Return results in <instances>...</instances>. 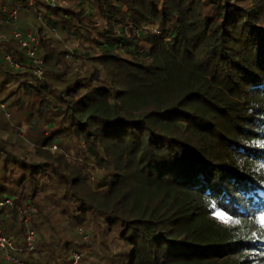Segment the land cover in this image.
<instances>
[{
  "label": "trees",
  "instance_id": "obj_1",
  "mask_svg": "<svg viewBox=\"0 0 264 264\" xmlns=\"http://www.w3.org/2000/svg\"><path fill=\"white\" fill-rule=\"evenodd\" d=\"M0 6V229L21 260L264 264V0Z\"/></svg>",
  "mask_w": 264,
  "mask_h": 264
},
{
  "label": "built area",
  "instance_id": "obj_2",
  "mask_svg": "<svg viewBox=\"0 0 264 264\" xmlns=\"http://www.w3.org/2000/svg\"><path fill=\"white\" fill-rule=\"evenodd\" d=\"M32 0H29V5H31ZM5 7L0 6V13H5ZM9 17L13 20L16 19V11H13ZM1 23V20H0ZM14 38L18 41L20 46L25 49L27 56L31 60V63L36 67L33 70L34 74L38 77L43 76V72L41 70V61L36 58V46L38 44L37 39L31 34L27 33L25 35H21L20 33H14ZM7 61L14 68H18L19 66L14 65L8 58ZM3 109V106L1 107ZM4 206H11L10 200H5L4 202H0V210ZM36 242V235L33 230H29L25 237V243L28 251L34 250V245ZM0 253L2 254L4 260L8 264H27L23 260L18 257V248L16 247L15 240L13 238L7 237L4 232L0 229Z\"/></svg>",
  "mask_w": 264,
  "mask_h": 264
},
{
  "label": "rangeland",
  "instance_id": "obj_3",
  "mask_svg": "<svg viewBox=\"0 0 264 264\" xmlns=\"http://www.w3.org/2000/svg\"><path fill=\"white\" fill-rule=\"evenodd\" d=\"M16 21V20H15ZM16 23H17V21H16ZM16 33V32H19V33H21V34H23L22 32H21V30H19V29H16V31L14 30L13 31V33ZM12 33V32H11ZM12 33V34H13ZM27 33H31V32H26V34ZM8 116V115H7ZM21 129H23V128H21ZM24 132L26 131L25 130V128H24V130H23ZM23 132V133H24ZM25 134V133H24ZM20 136H22L23 137V135H22V133H21V135ZM52 224H53V228L56 230V231H64L65 230V224L62 222V220H61V218L59 217V216H57V217H55V219L52 221ZM75 261L76 262H78L79 260H78V257H76L75 258Z\"/></svg>",
  "mask_w": 264,
  "mask_h": 264
},
{
  "label": "snow or ice",
  "instance_id": "obj_4",
  "mask_svg": "<svg viewBox=\"0 0 264 264\" xmlns=\"http://www.w3.org/2000/svg\"><path fill=\"white\" fill-rule=\"evenodd\" d=\"M218 215V218H220V219H223V220H227L228 218H227V216H225L224 214H217Z\"/></svg>",
  "mask_w": 264,
  "mask_h": 264
}]
</instances>
